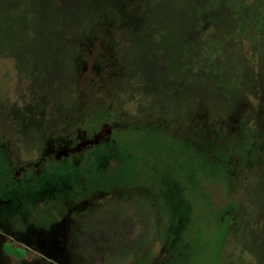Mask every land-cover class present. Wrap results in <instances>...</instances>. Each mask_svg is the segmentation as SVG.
Instances as JSON below:
<instances>
[{
    "label": "rangeland",
    "instance_id": "rangeland-1",
    "mask_svg": "<svg viewBox=\"0 0 264 264\" xmlns=\"http://www.w3.org/2000/svg\"><path fill=\"white\" fill-rule=\"evenodd\" d=\"M234 142L227 194L201 164ZM0 149V264H172L183 228L189 264H227L233 196L228 264H264V0H0Z\"/></svg>",
    "mask_w": 264,
    "mask_h": 264
},
{
    "label": "trees",
    "instance_id": "trees-1",
    "mask_svg": "<svg viewBox=\"0 0 264 264\" xmlns=\"http://www.w3.org/2000/svg\"><path fill=\"white\" fill-rule=\"evenodd\" d=\"M118 130L121 131L120 129H118ZM125 130H127V129H125ZM235 145H236V142H234L230 148H227L226 146H221L219 153H223V155L226 156V158H221V156L219 154L216 155L217 157H214L210 153V155L208 154L210 161L216 162V163H202L201 164V166L204 167V174H207V176L212 177L214 179L212 182H222L226 188L227 194L229 192L232 193L234 187L237 184V173H236V171H237L238 166L236 163H233V161H232V163H230V162L218 163V160L219 161H225V160L230 161L229 156L231 155V153H233L235 151L234 150V149H236ZM254 146H255V144H254ZM254 146L252 144L246 145L245 142H243L241 145L237 146L238 149L243 150L245 152L244 163H249L248 166H250V163H253V156H255L253 153L256 149V148H254ZM1 151L2 150L0 149V175H2L4 172L8 171V169L4 167L5 166L4 161L6 160V156ZM78 160H79V158H78ZM56 162H58V161H56ZM53 165L55 166V169H53V171L57 172L60 175L66 176V171H68L69 167L72 168L71 171L75 172V171H77L79 163H72L71 165L69 163H54ZM73 168H75V169H73ZM11 170L13 172V167L10 169V172H11ZM46 170H47V167H45V168L43 167V172L41 174H37V175H35V172H33L32 177L34 179L33 180L34 183L38 184L40 179L42 177H45V174L47 172H49L48 170L47 171ZM71 171L69 170V172H71ZM154 171L156 172L157 170L154 169ZM28 178H25V179L21 178L19 180V182L24 181L22 184L23 185L26 184L25 185V187H26L27 186L26 180ZM94 182L104 184L103 182L100 181L99 178H98V180L94 179ZM83 183H84V179H83ZM12 184L13 185L11 187L17 193L22 192L23 191L22 188H25L23 185L22 186H19V185L16 186L14 183H12ZM73 187H74V185H73ZM198 187L199 186L196 183L194 185H191L192 190H199ZM107 188L110 190L109 186H107ZM166 188H168L167 185H165V187L163 185L162 188H160L159 192H161L162 194H167L169 197L171 196L170 197L171 199L170 198L169 199L172 202L169 205H167L166 214L169 215V216H167V217H169L168 218L169 226H172L170 224L173 223L174 217L176 215L175 213L177 212L175 209L176 203H177V205H179V207H182V208L185 207V210L187 212L188 207H190L189 206L190 201L187 198L188 195L185 194L187 192V187H185L181 183H179L178 186L176 187V189H174V190L171 188H168L169 190L166 191L165 190ZM8 193H9V191H8ZM60 193L61 192L56 194L55 199H51V197H49L47 191L42 193L43 194L42 196L44 198L42 200L41 199L36 200V204L38 202L40 203V205L37 207V209L39 210L41 208V204H44L43 209L46 210L48 207V204L51 201H53L52 205L50 203L51 208L52 207L57 208V206H58V208H59V206L63 207L65 202H63L61 199H65V197L61 198ZM0 194L4 197L7 194V192L5 190H3V184L1 183V181H0ZM238 206H239L238 199L234 198V196H233L232 199H229V201L226 205L221 206L222 209L220 210V213L218 214L219 215L218 216V224L224 226L225 230H226V231L224 230V232L222 233L223 237H224V241L222 242V245H221L222 250H221V254L219 255V258H222V257L225 258V261L227 264L230 263V257L232 254L230 251L233 248V244L235 242L234 236H233V228H234L235 222H236L235 215L238 211V208H239ZM182 216L183 215L180 214L178 217H182ZM184 219H185V224L189 223L191 221L190 214L187 215V213H186V216ZM160 222L164 223V220L161 219ZM166 223H167V221H166ZM180 224H181V222H180ZM160 225H163V224H160ZM0 228H1V225H0ZM186 229L187 228H183L184 233L183 232L182 233L184 235L181 234L180 239H178L179 244L177 245V249H179V252H180L179 255L180 256L176 257L177 261H173L172 264H189L191 262V259L193 257H195L197 254V250L199 248L193 247V246L187 244L188 241L186 240V238H184ZM0 232H1V230H0ZM1 242H2V232L0 233V244H2ZM0 247H1V245H0ZM222 251H223V253H222ZM1 258H3V255H1V253H0V261H1ZM222 260H224V259H222Z\"/></svg>",
    "mask_w": 264,
    "mask_h": 264
}]
</instances>
